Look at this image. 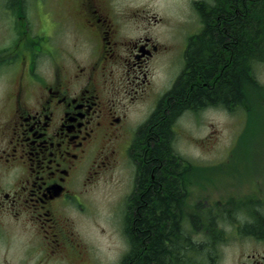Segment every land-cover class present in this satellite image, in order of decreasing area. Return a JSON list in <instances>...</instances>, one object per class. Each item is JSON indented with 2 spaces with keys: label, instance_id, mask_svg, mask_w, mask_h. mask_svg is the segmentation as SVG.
I'll list each match as a JSON object with an SVG mask.
<instances>
[{
  "label": "flooded vegetation",
  "instance_id": "flooded-vegetation-1",
  "mask_svg": "<svg viewBox=\"0 0 264 264\" xmlns=\"http://www.w3.org/2000/svg\"><path fill=\"white\" fill-rule=\"evenodd\" d=\"M37 1L31 18L40 22V5L45 7V47L37 40L24 49L30 38L25 30V40L0 54V264H104L81 225L94 213L90 189L110 182L124 164L136 167L137 122L130 110L157 107L166 98L167 81L154 84V73L175 74V84L187 72L190 43L207 27L202 7L212 12L218 4L187 0L186 13L172 18L151 9L150 0ZM26 8L10 4L0 14L24 19ZM260 152L255 165L245 160L225 166L229 185L221 198L204 201L191 192L199 170L185 169L182 245L198 252V236L215 239L209 264L220 261L225 243L240 237L241 248L251 249L238 264H264ZM227 222L229 230L222 227ZM194 255L188 256L191 264Z\"/></svg>",
  "mask_w": 264,
  "mask_h": 264
},
{
  "label": "trees",
  "instance_id": "trees-1",
  "mask_svg": "<svg viewBox=\"0 0 264 264\" xmlns=\"http://www.w3.org/2000/svg\"><path fill=\"white\" fill-rule=\"evenodd\" d=\"M216 1L212 12L202 7L207 27L190 43L187 72L138 130L136 183L124 219L129 251L120 264H179L181 254L183 262L201 255L182 245L183 176L191 166L174 148V125L187 110L245 106L247 90L260 87L255 65L264 61V0Z\"/></svg>",
  "mask_w": 264,
  "mask_h": 264
},
{
  "label": "rangeland",
  "instance_id": "rangeland-1",
  "mask_svg": "<svg viewBox=\"0 0 264 264\" xmlns=\"http://www.w3.org/2000/svg\"><path fill=\"white\" fill-rule=\"evenodd\" d=\"M149 3L154 11L167 12L175 16L172 18L179 17L181 12L186 13L188 10L187 0H150ZM9 4H25L28 6L26 8L28 12L24 19H18L16 14L17 19L6 12L3 15L0 14V54L4 53V49L15 46L16 38L18 42L21 37L23 40L26 39L22 36L21 30H26V36H31L32 33L42 29L48 30L45 7L42 5L39 8L40 22L32 21L33 11L39 4L37 0H0V7ZM37 40L43 43L46 37L38 35ZM262 59L264 60V56ZM255 66L254 73L260 87L253 92L247 90L248 99L245 106L237 108L236 111L219 107L198 112L187 110L175 122L174 148L182 158L188 161L189 166H197L193 168L199 170V180L193 184L194 189L190 191L198 194L204 201L226 195L224 190L229 184H226L227 179L222 175L226 167L240 166L244 163L255 165L257 164L256 151L264 154V61H258ZM171 78V74L164 77L158 71L153 77L154 84L158 83L159 79L167 81V90L172 86ZM13 80L14 78L10 77V82H6L8 97L11 95ZM1 91L0 84V96ZM1 100L0 97V107ZM152 111L151 107L150 113ZM146 113L144 105H136L132 111L130 110V116L138 123L147 120L150 113ZM138 126L139 124L135 125L134 129ZM134 177L135 166L129 163L124 164L120 169L114 170L110 182L102 181L90 189L91 212L94 211V213L90 217L82 218L81 225L86 238L94 242L100 251L104 264H119L128 250L122 217L126 207L123 206L122 209L120 207L132 188ZM205 177L212 182L206 183L203 180ZM245 188L246 186L237 191H245ZM234 190V187L230 188V191ZM222 227L230 229L228 222ZM208 238L206 235L196 238V241L200 240L197 253L201 255H194L197 260L195 264H209V250L215 239ZM241 240V237L239 240L232 238L225 243L221 247L220 261L212 264H238L241 253L251 249L249 244L241 248L243 244ZM181 264H189V261Z\"/></svg>",
  "mask_w": 264,
  "mask_h": 264
}]
</instances>
